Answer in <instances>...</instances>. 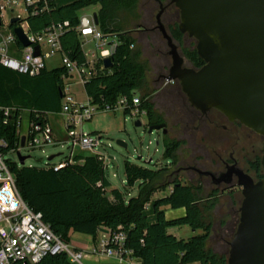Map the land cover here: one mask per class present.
Segmentation results:
<instances>
[{
    "label": "trees",
    "instance_id": "trees-1",
    "mask_svg": "<svg viewBox=\"0 0 264 264\" xmlns=\"http://www.w3.org/2000/svg\"><path fill=\"white\" fill-rule=\"evenodd\" d=\"M91 4L98 5V26L104 34L118 37L112 56L113 67L100 69L84 83L90 103L98 107L114 104L120 97L131 99L140 93V108L146 111L148 124L162 121L154 110L151 90L146 76L148 66L135 47L136 39L118 25V16L136 17L138 0H46L37 3V12L26 17L28 29L40 32L55 24L68 22L60 37L63 52L74 61L83 63L85 56L77 30L78 11ZM31 9V8H30ZM172 38L183 45L184 35L176 27L169 31ZM132 46V47H131ZM184 55L194 67L204 62L195 47H183ZM63 66L42 69L30 76L0 65V139L6 141L4 154L16 151L20 145L17 121L26 111L30 122H45L49 113H60L63 99ZM62 91V97L60 94ZM9 108L8 115L4 109ZM128 110L124 111L127 114ZM180 141L166 140L163 157L177 162ZM67 158V157H66ZM65 158V159H66ZM65 160L58 170L51 167L19 166L8 160L15 176L17 189L27 204L42 214V219L64 242L70 243L72 233L96 238L101 228L126 235L124 247L139 264H227L228 253H219L208 246L212 234L211 212L219 201L218 191L205 193L202 185L184 184L180 178L170 181V169H155L124 162L128 187L138 183L136 196L125 199L119 189H111L101 155H81ZM171 186V190H169ZM169 190L167 195L153 198L157 190ZM184 208L185 214L167 218L163 207ZM238 224V223H237ZM189 226L200 233L187 238L169 233L171 227ZM39 264H72L65 253L47 256Z\"/></svg>",
    "mask_w": 264,
    "mask_h": 264
},
{
    "label": "water",
    "instance_id": "water-1",
    "mask_svg": "<svg viewBox=\"0 0 264 264\" xmlns=\"http://www.w3.org/2000/svg\"><path fill=\"white\" fill-rule=\"evenodd\" d=\"M180 12L178 29L196 41V52L204 64L198 69L183 67L184 58L156 16L157 28L166 40L172 64L164 76L179 80L191 106L206 112L217 109L230 120H238L264 136V0H172ZM93 19L98 25L97 13ZM18 18H13L16 23ZM14 33L23 46L30 45L21 27ZM39 54L38 46L34 55ZM105 69L113 67L112 57L102 59ZM62 97V91H60ZM142 125L141 119L135 126ZM165 124L148 127V133ZM25 136L20 138V147ZM118 145L125 146L122 141ZM20 165L29 156L16 152ZM51 155L48 160H51ZM141 157H139L140 159ZM150 161V160H149ZM148 161V162H149ZM261 165L264 172V143ZM242 201L239 221L229 241L227 264H264V177L254 182L238 173ZM100 231L109 232L106 228Z\"/></svg>",
    "mask_w": 264,
    "mask_h": 264
},
{
    "label": "built area",
    "instance_id": "built-area-1",
    "mask_svg": "<svg viewBox=\"0 0 264 264\" xmlns=\"http://www.w3.org/2000/svg\"><path fill=\"white\" fill-rule=\"evenodd\" d=\"M40 1L45 3L46 0H0V65L20 74L34 76L46 68V59L55 54L60 55L61 66L68 73V77L64 78L61 105V113L67 116L64 122L66 137L64 140H57L48 120L43 123L29 121L24 146L19 145L16 151L9 153L17 152L20 148L43 149L49 144L56 145L65 142L69 143L72 149L79 147L83 151H93L100 145L101 136L98 133L83 132L82 124L90 120L95 112L99 110L114 112L121 108L123 113L127 109V114L140 119V115H146V111L140 108L141 97L137 93L131 99L123 96L114 104H106L103 107L91 104L89 99L86 105H79L73 97L66 96L65 90L68 83L65 79L72 77V73L75 72L82 77L85 83L95 72V65L98 61L101 62L100 69H104L102 59L113 56L118 42L113 39L107 41V38L115 37V35H105L101 32L94 22L93 13L79 16L78 25L75 28L79 37L84 42H95L99 53L96 56L93 51L83 52L85 56L83 63L71 60L63 52L60 42V37L65 27L68 26L67 21L57 25L53 24L40 32L29 31L26 17L37 12L36 5ZM19 7H22L25 15L16 10ZM13 18H18V21L12 23ZM17 26L21 27L27 35L30 45L23 46L19 42L13 31ZM35 46L39 48L38 55H34ZM87 54L94 59L88 60ZM9 112V108L4 109L5 115ZM21 124L22 114L16 124L19 131ZM6 146V141L0 139V264H39L45 257L61 253H65L72 264H84L83 258L86 253L114 257L119 264H124L128 258H131V251L124 247L126 235L122 231L106 233L99 230L100 236L92 239L85 250L71 247L69 243L56 235L43 221L42 214L34 211L20 195L15 176L9 168L8 160L10 159H6L9 153L1 152V149ZM73 156L72 150L62 162L49 163L45 167L58 170L65 165V160L73 162ZM130 264H139V262L135 259V263Z\"/></svg>",
    "mask_w": 264,
    "mask_h": 264
},
{
    "label": "rangeland",
    "instance_id": "rangeland-1",
    "mask_svg": "<svg viewBox=\"0 0 264 264\" xmlns=\"http://www.w3.org/2000/svg\"><path fill=\"white\" fill-rule=\"evenodd\" d=\"M99 6L91 4L78 11V16L92 14L98 11ZM22 15L24 11L22 7L16 9ZM157 12V5L153 0H138V6L136 9V17H128L127 14H120L117 18L118 25L125 28L126 31L131 32V36L136 39L135 47L141 52V59L147 63V84L150 92L151 101L154 104L155 112L165 119L167 123V136L169 138H178L183 141L182 145L177 150L178 163L177 166L189 164L195 155L202 157L206 154L207 149L210 147H217L218 149H227L226 143H218L214 139H208L209 146H202L199 144V131L192 132V128L185 126L184 122L182 125L185 127L183 133L178 134L176 129V121L181 123V118L186 117V108L182 100H173L171 97L157 94L155 92L161 86L162 81H156L157 72L154 68V62L158 60L159 51H167L168 46L166 40L162 37L158 30H149V28L155 25V14ZM164 22L167 23L165 20ZM98 29L102 32L101 28ZM146 29V30H141ZM106 35V34H105ZM108 35V34H107ZM118 41V37H109L110 40ZM189 42V41H187ZM195 46L196 41L194 38L190 41ZM82 50L84 53L89 51L95 52L98 56V49H96L95 42L92 41H81ZM181 52V47L179 46ZM87 59L92 60L90 54H87ZM170 57L167 56L165 62H169ZM187 64V60L185 59ZM46 69L51 70L61 66V59L59 54H55L45 61ZM68 86L65 90L66 96L73 97L79 105H86L88 103V96L84 90L82 77L77 73L73 72L72 77L65 79ZM137 94L140 95L138 92ZM66 114L64 113H50L49 123L59 136L60 140H64L66 137V130L64 122L66 121ZM142 121V125L135 126V121L138 117L131 114H124L121 108L116 111H97L94 113L90 120L84 121L82 124V130L85 133L95 134L98 133L101 136V143L93 151H83L79 147L72 149L69 143H60L56 145H46L43 149H32V148H20L21 155L29 156L25 159V166H36L45 167L46 164H58L62 162L67 156L73 153H85L89 155L98 154L104 159L105 173L110 182V187L107 189L108 192L111 189H119L125 195V199L136 196L138 193V183L133 187H128L125 182V171L124 162L129 161L131 163L146 166L151 169L163 167L168 163V159L163 157L164 144L163 134L161 130H154L148 133V119L144 114L139 117ZM191 124V123H190ZM27 115L23 114L22 124L20 128L21 134L27 131ZM182 126V127H183ZM192 126V124H191ZM122 141L125 146L117 144V141ZM206 149H204V148ZM211 152V150H210ZM209 152V153H210ZM54 155L51 160L48 158ZM139 157H141L139 159ZM6 159H10L16 163L17 159L16 152L9 153L6 155ZM150 160V161H149ZM149 161V162H148ZM170 165V164H167ZM175 166V167H177ZM172 167V166H171ZM189 176L194 179L196 176L191 174ZM210 187L206 188L205 193L208 192ZM167 190H157L153 194V198H159L168 194ZM242 195L240 191H236L234 196L231 198L225 194L219 197V201L211 212L212 216V234L208 241V246L214 251L219 253H228L229 241L232 239L235 232L239 213ZM167 218H176L183 216L185 211L182 208L172 209L169 206L163 208ZM169 233L177 234L178 237H190L200 233L199 230L193 231L189 226L171 227L168 229ZM98 239V238H97ZM97 241V240H96ZM90 242V237L81 233H72L70 246H83ZM84 264H114L113 260L108 258L102 259L95 257L92 259L83 258ZM135 263L134 258H128L124 264Z\"/></svg>",
    "mask_w": 264,
    "mask_h": 264
},
{
    "label": "flooded vegetation",
    "instance_id": "flooded-vegetation-1",
    "mask_svg": "<svg viewBox=\"0 0 264 264\" xmlns=\"http://www.w3.org/2000/svg\"><path fill=\"white\" fill-rule=\"evenodd\" d=\"M153 1L157 5V12L155 14V25L149 28V30L159 31L156 21V16L159 11H161L160 19L168 33L170 29H174L176 27L178 28L180 22V12L179 9L175 6L174 2H172V0ZM165 20L167 21V23L164 22ZM183 35V45L179 44L173 39L178 47L179 54L184 58L183 67L198 69L194 67L192 61L184 55L183 47L191 46L190 41L192 38L187 34ZM179 46L181 47V52L179 50ZM194 47L196 49V44ZM159 53L160 54L158 60L154 62V68L157 72L156 81L162 82L161 86L156 89L155 92L158 95L163 94L169 96L171 97L170 99L173 100H182L187 112L186 117L181 118V123H178L176 121L175 126L177 129V133L181 134L184 132L185 127L182 125V123L184 122L187 128L189 126L192 128L191 130L193 133L197 131L201 133V135L199 136L200 145L204 147L209 146L207 140L212 138L219 144L226 143L228 146L227 149L224 150L218 149L217 147H210L211 152L209 149H207L206 154H203L202 157L195 155L194 159L189 164L182 166H177L178 155L176 164H172L171 160H168L169 162L166 163L165 166L170 169V181H174L178 177L184 184L202 185L204 191H206L207 187H210L207 194L213 191H218L219 197L227 194V196L232 198L236 191L239 190L241 193V186H238V173L242 172L243 174L248 175L254 182L262 179L264 177V172L261 165V157L264 136L246 127L238 120H230L227 116H225L217 109L213 108L207 110L206 112H202L191 106L187 96L181 89L179 80L167 82L164 79V76L168 73V70L172 64L171 56L169 54V48L167 51H159ZM167 56L170 57L169 62H165ZM185 59L188 62L187 64L185 63ZM190 123L192 124V126ZM155 124H165L164 132L163 129H159L163 134V144L166 140H173L180 141V146L182 145L183 141L181 139L169 138L166 135L167 123L165 119L162 118L161 122ZM155 124H148V127ZM187 173H191L196 177L192 179L189 176L190 174ZM168 188L169 190H171L172 187L169 186Z\"/></svg>",
    "mask_w": 264,
    "mask_h": 264
},
{
    "label": "crops",
    "instance_id": "crops-1",
    "mask_svg": "<svg viewBox=\"0 0 264 264\" xmlns=\"http://www.w3.org/2000/svg\"><path fill=\"white\" fill-rule=\"evenodd\" d=\"M80 39H81V41H83L84 42V40L80 37ZM81 48H82V46H81ZM105 69V68H104ZM83 85H84V83H83ZM64 90V89H63ZM89 99V98H88ZM26 113V115H27V123H29V119H28V113L26 112V111H24V112H22V119H23V114H25ZM61 113V112H60ZM50 114V113H49ZM49 114L47 115V120H48V122H49V119H48V117H49ZM50 124V123H49ZM51 126V125H50ZM53 132H54V130H53ZM19 134H20V138L22 137V136H25V134L26 133H24V134H21V132L19 131ZM54 136H55V138L57 139V140H60V138H59V136L58 135H56V133L54 132ZM76 154H81V155H89V154H85V153H73V155H76ZM94 155V154H93ZM163 208H165V207H163ZM184 211H185V209L184 208H182ZM100 231H98V233H97V235H96V237H99L100 236V233H99ZM176 236H177V234H175ZM90 237V242H91V240L93 239L91 236H89ZM178 237V236H177ZM90 242L88 243V244H90ZM88 244H85V245H83V246H76V247H78V248H81V249H83V250H85L86 249V246L88 245ZM97 258V257H99V258H102V259H105V258H108V260L110 259V260H113V262H114V264H119V262H118V260L116 259V258H114V257H108V256H95V255H90V254H88V253H86L85 254V256H84V258H86V259H92V258Z\"/></svg>",
    "mask_w": 264,
    "mask_h": 264
}]
</instances>
